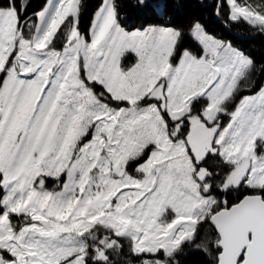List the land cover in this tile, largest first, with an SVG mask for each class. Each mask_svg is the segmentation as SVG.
Masks as SVG:
<instances>
[{"label": "snow or ice", "instance_id": "1", "mask_svg": "<svg viewBox=\"0 0 264 264\" xmlns=\"http://www.w3.org/2000/svg\"><path fill=\"white\" fill-rule=\"evenodd\" d=\"M0 0V264H264V0Z\"/></svg>", "mask_w": 264, "mask_h": 264}, {"label": "trees", "instance_id": "2", "mask_svg": "<svg viewBox=\"0 0 264 264\" xmlns=\"http://www.w3.org/2000/svg\"><path fill=\"white\" fill-rule=\"evenodd\" d=\"M39 2L40 0H37V3ZM92 2L94 3L95 0H92ZM210 12L211 9L200 7L196 3V0H191L189 6L181 12L179 19L185 21L190 20L195 16H199L204 18L215 31L223 33L224 28L210 15ZM243 47L256 58L258 63H264V40L258 38L254 41H245L243 42ZM188 264H202V260L199 257L192 256L189 258Z\"/></svg>", "mask_w": 264, "mask_h": 264}]
</instances>
